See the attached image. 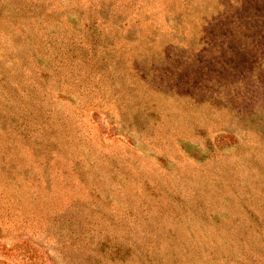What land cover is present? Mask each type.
Returning a JSON list of instances; mask_svg holds the SVG:
<instances>
[{"label": "rangeland", "instance_id": "rangeland-1", "mask_svg": "<svg viewBox=\"0 0 264 264\" xmlns=\"http://www.w3.org/2000/svg\"><path fill=\"white\" fill-rule=\"evenodd\" d=\"M0 264H264V0H0Z\"/></svg>", "mask_w": 264, "mask_h": 264}]
</instances>
